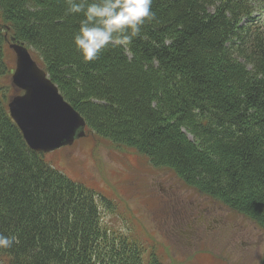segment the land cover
I'll return each mask as SVG.
<instances>
[{"label": "trees", "instance_id": "16d2710c", "mask_svg": "<svg viewBox=\"0 0 264 264\" xmlns=\"http://www.w3.org/2000/svg\"><path fill=\"white\" fill-rule=\"evenodd\" d=\"M257 2L153 0L156 19L131 45L85 62L73 43L82 17L66 14V0H0V234L16 237L0 248V264H162L102 224L101 207H114L109 199L28 146L7 108L16 93L10 37L40 58L94 135L170 168L264 229V5Z\"/></svg>", "mask_w": 264, "mask_h": 264}, {"label": "rangeland", "instance_id": "374dc122", "mask_svg": "<svg viewBox=\"0 0 264 264\" xmlns=\"http://www.w3.org/2000/svg\"><path fill=\"white\" fill-rule=\"evenodd\" d=\"M259 7L264 0H258ZM6 61L10 70L14 68V55L7 50ZM33 57L40 58L29 48ZM45 158L67 175L93 188L99 195L111 200L113 210L101 207V219L107 228L128 236L135 245H141L144 257L149 258L153 246L165 264H224L230 260L226 252L219 249L197 260L192 255H183L168 242L159 230V203L162 196L155 179L154 166L132 148L117 146L110 140L89 133L77 140L70 148L62 146L44 153ZM100 202V198L96 197ZM253 232L254 246L246 235L230 233L229 240L221 245L228 247L238 264H260L264 255V230ZM110 231V232H112ZM236 264V263H227Z\"/></svg>", "mask_w": 264, "mask_h": 264}, {"label": "flooded vegetation", "instance_id": "af4514ba", "mask_svg": "<svg viewBox=\"0 0 264 264\" xmlns=\"http://www.w3.org/2000/svg\"><path fill=\"white\" fill-rule=\"evenodd\" d=\"M154 175L159 184L160 217L159 230L165 239L184 255L194 257L209 254V250L220 248L229 240L231 232L250 238L248 244L254 246L256 224L222 202L201 194L186 186L167 169L156 168ZM234 257V260L238 258ZM229 259L230 256L228 255Z\"/></svg>", "mask_w": 264, "mask_h": 264}, {"label": "water", "instance_id": "95a60500", "mask_svg": "<svg viewBox=\"0 0 264 264\" xmlns=\"http://www.w3.org/2000/svg\"><path fill=\"white\" fill-rule=\"evenodd\" d=\"M9 42L15 55L11 81L23 93L10 98L8 109L28 146L48 152L84 136V119L65 101L26 44L13 37Z\"/></svg>", "mask_w": 264, "mask_h": 264}, {"label": "clouds", "instance_id": "9594fccd", "mask_svg": "<svg viewBox=\"0 0 264 264\" xmlns=\"http://www.w3.org/2000/svg\"><path fill=\"white\" fill-rule=\"evenodd\" d=\"M153 0H66V14L79 15L73 43L85 62L96 60L109 46L131 45L142 27L156 19ZM15 236L0 234V248H10Z\"/></svg>", "mask_w": 264, "mask_h": 264}, {"label": "bare ground", "instance_id": "6f19581e", "mask_svg": "<svg viewBox=\"0 0 264 264\" xmlns=\"http://www.w3.org/2000/svg\"><path fill=\"white\" fill-rule=\"evenodd\" d=\"M263 88V87H262ZM147 264V263H146Z\"/></svg>", "mask_w": 264, "mask_h": 264}]
</instances>
